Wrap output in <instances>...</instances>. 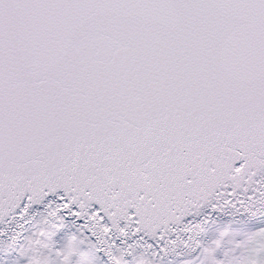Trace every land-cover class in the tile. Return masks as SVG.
Instances as JSON below:
<instances>
[{
  "label": "snow or ice",
  "instance_id": "1",
  "mask_svg": "<svg viewBox=\"0 0 264 264\" xmlns=\"http://www.w3.org/2000/svg\"><path fill=\"white\" fill-rule=\"evenodd\" d=\"M0 264H264V0H0Z\"/></svg>",
  "mask_w": 264,
  "mask_h": 264
}]
</instances>
